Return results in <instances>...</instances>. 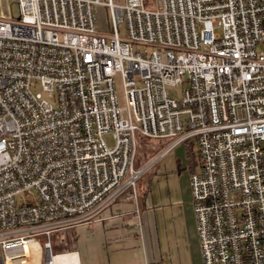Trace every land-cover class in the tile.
Segmentation results:
<instances>
[{
	"label": "built area",
	"instance_id": "1",
	"mask_svg": "<svg viewBox=\"0 0 264 264\" xmlns=\"http://www.w3.org/2000/svg\"><path fill=\"white\" fill-rule=\"evenodd\" d=\"M100 4L109 34L97 30ZM16 5L14 17L0 0V264H25L36 235L135 191L147 168L134 167L137 137L172 140L157 157L195 141L201 263L264 264V0Z\"/></svg>",
	"mask_w": 264,
	"mask_h": 264
},
{
	"label": "crops",
	"instance_id": "2",
	"mask_svg": "<svg viewBox=\"0 0 264 264\" xmlns=\"http://www.w3.org/2000/svg\"><path fill=\"white\" fill-rule=\"evenodd\" d=\"M171 141L151 140L155 154L135 191L124 186L82 221L39 234L49 248L38 241L37 264H202L188 183L199 167L197 145L188 140L198 164L192 170L188 141L157 157Z\"/></svg>",
	"mask_w": 264,
	"mask_h": 264
},
{
	"label": "rangeland",
	"instance_id": "3",
	"mask_svg": "<svg viewBox=\"0 0 264 264\" xmlns=\"http://www.w3.org/2000/svg\"><path fill=\"white\" fill-rule=\"evenodd\" d=\"M6 1H7V4H9V7H8L9 13L12 14V16L16 17L17 14H18L16 0H6ZM102 1L103 2H107L108 0H102ZM112 1L115 4H122L124 0H112ZM144 1H145L146 7L153 8L155 0H144ZM94 14H95L97 30L99 32H101V33H104V34L111 33V31H112L111 25L112 24H111V19H110L109 7L106 6V5H101V4L100 5H96L95 9H94ZM117 31H118V35H119L120 38H125V35H126L125 26H124V24L122 22L117 25ZM216 31L218 32L219 30L217 29ZM115 86L117 88L120 87V83H119L118 80L115 82ZM36 89L38 91H40L42 93V96L44 98H46L49 102L54 103V98L49 96L47 92L42 91L39 86L36 87ZM166 91L171 96H175V97H180L181 96V87L166 86ZM103 139H104L105 143L109 147H113L114 140L112 138L111 133L104 134L103 135ZM136 139H137L136 140V155H135L134 167L135 168H140V167L144 166L143 164H146L147 162H149L153 158V156L155 154L154 153L155 150L150 147V145L152 143L149 144L148 141L142 140L139 137H137ZM182 150L178 151L177 155L176 154L175 155L180 157V158H183L184 156H183V151ZM195 158H196V156H195ZM198 158H199V155H198ZM154 163H155V161H154ZM154 163H152V164H154ZM151 165H150V167H151ZM195 165L197 167L198 164L195 163ZM147 169L144 170L142 175L139 177V180H137L136 187H138L139 182L142 181L143 175L146 173ZM197 170H195V171H197ZM31 198L32 197H31L30 194L24 192V193L18 194L16 196V203L17 204L24 203L25 201H30ZM34 239H37L39 242L42 243L44 238L41 235H36L34 237Z\"/></svg>",
	"mask_w": 264,
	"mask_h": 264
},
{
	"label": "bare ground",
	"instance_id": "4",
	"mask_svg": "<svg viewBox=\"0 0 264 264\" xmlns=\"http://www.w3.org/2000/svg\"><path fill=\"white\" fill-rule=\"evenodd\" d=\"M25 254L26 258L23 259V263L25 264H37L38 263V244L34 242H28L25 244Z\"/></svg>",
	"mask_w": 264,
	"mask_h": 264
},
{
	"label": "trees",
	"instance_id": "5",
	"mask_svg": "<svg viewBox=\"0 0 264 264\" xmlns=\"http://www.w3.org/2000/svg\"><path fill=\"white\" fill-rule=\"evenodd\" d=\"M139 138H141L142 140L148 141V143L151 142V140H149V139H145V138H142V137H139ZM188 143H189V141L186 142L187 159H188L189 164L191 165V166L189 165L190 166V169L193 170L194 169V165H195L197 159L195 158L196 154L193 152L192 149H190V145ZM136 184H137V182H136Z\"/></svg>",
	"mask_w": 264,
	"mask_h": 264
}]
</instances>
